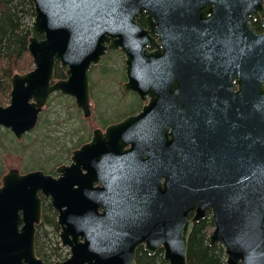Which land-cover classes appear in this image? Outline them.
I'll use <instances>...</instances> for the list:
<instances>
[{
    "label": "water",
    "instance_id": "water-1",
    "mask_svg": "<svg viewBox=\"0 0 264 264\" xmlns=\"http://www.w3.org/2000/svg\"><path fill=\"white\" fill-rule=\"evenodd\" d=\"M31 1L34 69L13 75L0 126L22 140L54 92L90 117L88 72L118 49L122 90L145 104L95 129L59 177L3 175L0 264H46L35 243L40 194L70 251L56 264H137L141 246L188 264L190 234L209 210L210 244L224 245L226 264H264V32L250 25L260 15L264 27V0ZM57 63L66 78L54 82Z\"/></svg>",
    "mask_w": 264,
    "mask_h": 264
},
{
    "label": "rangeland",
    "instance_id": "rangeland-1",
    "mask_svg": "<svg viewBox=\"0 0 264 264\" xmlns=\"http://www.w3.org/2000/svg\"><path fill=\"white\" fill-rule=\"evenodd\" d=\"M126 79L124 53L121 50L109 51L89 71L92 95L90 117H85L83 111L77 109L73 97L55 93L41 114L44 121H39L37 128L22 141L17 140L10 129L0 126V161L4 171L12 167L22 172L42 169L57 175L56 168L71 162L78 142L89 141L94 129L120 121L137 108V112L141 110L144 103L137 94L122 90ZM36 160L42 167L36 165Z\"/></svg>",
    "mask_w": 264,
    "mask_h": 264
},
{
    "label": "trees",
    "instance_id": "trees-1",
    "mask_svg": "<svg viewBox=\"0 0 264 264\" xmlns=\"http://www.w3.org/2000/svg\"><path fill=\"white\" fill-rule=\"evenodd\" d=\"M34 18L35 8L31 0H0V105L9 103L13 75L24 74L34 68L28 48L31 37L30 28ZM138 22L146 26L145 16L142 15ZM252 27L257 31L262 30L260 19L253 20ZM55 78H66L59 64L55 68ZM137 110L138 108L130 114H135ZM40 121H44L43 116L40 117ZM84 142L85 140H80L75 148ZM36 165L42 167L38 160H36ZM4 170L0 161V180L5 173ZM57 215L50 201L44 199L42 221L37 225L36 251L38 257L46 264H56L70 255L67 248L60 245ZM213 227L211 211H208L206 217L194 225L188 241V264H226L227 256L224 245L218 242L210 244V232ZM136 263L168 264L164 259V250L160 249L154 255H150L143 247L137 250Z\"/></svg>",
    "mask_w": 264,
    "mask_h": 264
},
{
    "label": "flooded vegetation",
    "instance_id": "flooded-vegetation-1",
    "mask_svg": "<svg viewBox=\"0 0 264 264\" xmlns=\"http://www.w3.org/2000/svg\"><path fill=\"white\" fill-rule=\"evenodd\" d=\"M212 6H216V4L213 3ZM209 15H211V14H209ZM257 19H260V22H261V19H262V18H261L260 15H258V17H256V18H252V17H250V25H251V27H252V21H253V20H257ZM261 25H262V22H261ZM252 29H253L255 32L260 33V34L264 32V27H263V25H262V30L257 31V30H255L253 27H252ZM230 34L233 36V39H235V37H234L235 31H232ZM215 50L220 51V48H219V47H215ZM220 52H221V51H220ZM223 57H224V56H223ZM220 59H221V57H218V60H217V61L219 62Z\"/></svg>",
    "mask_w": 264,
    "mask_h": 264
},
{
    "label": "bare ground",
    "instance_id": "bare-ground-1",
    "mask_svg": "<svg viewBox=\"0 0 264 264\" xmlns=\"http://www.w3.org/2000/svg\"><path fill=\"white\" fill-rule=\"evenodd\" d=\"M189 57H191V55H190ZM11 86H12V80H11ZM61 165H62V164H61Z\"/></svg>",
    "mask_w": 264,
    "mask_h": 264
}]
</instances>
